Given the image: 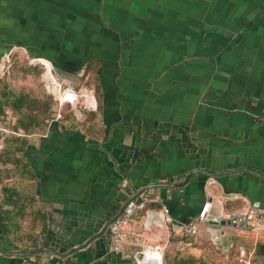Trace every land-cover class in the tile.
<instances>
[{
    "label": "crops",
    "instance_id": "0c3cea01",
    "mask_svg": "<svg viewBox=\"0 0 264 264\" xmlns=\"http://www.w3.org/2000/svg\"><path fill=\"white\" fill-rule=\"evenodd\" d=\"M11 47L67 87L89 64L98 96L26 138L35 214L0 213V264H134L154 247L161 264H252L249 239L212 225L192 240L182 225L206 200L212 216L264 208V178L247 171L264 176V0H0V56ZM147 186L173 223L145 228L138 212L108 253L109 226L94 236ZM39 248L55 254L16 255Z\"/></svg>",
    "mask_w": 264,
    "mask_h": 264
},
{
    "label": "built area",
    "instance_id": "2783aa9c",
    "mask_svg": "<svg viewBox=\"0 0 264 264\" xmlns=\"http://www.w3.org/2000/svg\"><path fill=\"white\" fill-rule=\"evenodd\" d=\"M3 54L6 61L8 62L9 54ZM32 61L41 62L39 59H30ZM43 64V63H42ZM49 69L47 70V75L51 78L55 79V84L51 85L49 82L45 83V90L50 92H55L57 95H62L63 93H70L74 96L75 104L78 102L81 96H77L73 92L69 91L67 88H61L60 83H58L56 77L53 75L52 68L50 64L47 62ZM44 65V64H43ZM45 67V65H44ZM46 68H44L42 72V79L43 74L46 72ZM44 81V80H43ZM84 92L83 91L82 97L83 100L81 101V109L86 111H94L96 107L92 108L89 106V103L85 101ZM88 94L93 98L92 93L88 92ZM95 101V100H94ZM67 103L66 101H61L58 97L56 103V110L52 119L54 121H58L61 119V107L63 104ZM70 105L69 103H67ZM73 105V106H74ZM72 106V105H71ZM12 121V120H10ZM9 132L0 126V150L3 147V137L7 135ZM211 182V181H210ZM149 204H158L160 206L159 216H160V223H156L151 220L149 214L150 211L147 210L146 206ZM219 206V204H218ZM211 209V202L210 200H206L202 203L199 210L195 214L193 220L187 224L182 225V236L184 238H191L195 240L198 237V233L200 227H209L212 225L218 226L221 230H229L232 232H236L239 234H251L253 236H261L264 237V208L259 206L256 203L249 204L245 208L238 210V211H230L225 212L221 211L216 216H212L210 214ZM144 213V227L151 228L155 227L156 225H164L168 226L173 223V219L168 214V209L162 204V199L157 194H146L141 193L137 197L130 199L122 209L120 215L109 225L108 227V245H107V252L108 253H119L124 245L127 244L128 241V232L125 231V226L129 223L131 217L138 213ZM222 222V225H220ZM134 264H161V251L158 247H154L150 251L144 249L139 252V255L134 259Z\"/></svg>",
    "mask_w": 264,
    "mask_h": 264
},
{
    "label": "trees",
    "instance_id": "16d2710c",
    "mask_svg": "<svg viewBox=\"0 0 264 264\" xmlns=\"http://www.w3.org/2000/svg\"><path fill=\"white\" fill-rule=\"evenodd\" d=\"M8 46L7 48H9ZM8 49L5 50L7 52ZM4 52V53H5ZM29 58L28 65L31 67L40 66L43 71L44 65L38 61L30 62V59H33V56L26 52ZM90 65L87 64L85 71L92 73ZM92 75V74H91ZM92 80L94 83L97 82V77L92 75ZM97 91V88H96ZM52 100L51 98L44 97L42 100H37L35 98H30L28 94L23 92H13L8 90V88L3 85L0 87V126L5 128L9 133L3 137V147L0 150V164L2 166L10 165V170H0V181L5 178H13L15 176L19 177L23 183V190L17 192L13 186H0V190L4 194L3 199L0 202V212L3 218H12L3 206H17V213L25 214L24 205L27 203V200L33 202V196L31 195V186L28 183L30 181L29 177V168L23 162L21 158V153L26 146V138L36 134L39 130L45 127L50 121V114L52 110ZM8 114V115H7ZM9 117V118H8ZM12 120V121H10ZM40 132V131H39ZM19 184V186L21 185ZM20 186V187H22ZM18 189V187H17ZM20 189V188H19ZM24 196L21 200V197ZM17 200H21L20 203L14 202ZM44 217L42 213V223ZM108 236V235H107ZM264 239V237H263ZM258 241L256 244L258 245V249H262L264 247V241ZM263 253V250L257 252L255 257L258 258L260 254ZM175 255L173 258V264H204L205 262L202 260H197L194 258H184V259H175ZM241 262V261H240ZM257 262H260L257 259ZM242 263V262H241Z\"/></svg>",
    "mask_w": 264,
    "mask_h": 264
},
{
    "label": "rangeland",
    "instance_id": "374dc122",
    "mask_svg": "<svg viewBox=\"0 0 264 264\" xmlns=\"http://www.w3.org/2000/svg\"><path fill=\"white\" fill-rule=\"evenodd\" d=\"M9 51H11V53L9 54L8 58V62L6 61L5 57H3V54L8 53ZM3 53L0 56V87H2L3 85H5L8 90L19 93V92H23L28 94V96L30 98H35L37 100H42L44 99V97H48L51 98L52 100V111L53 113L50 114V118L53 117L54 112L56 110V103H57V99L59 97V95H57L55 92H50V91H46L45 90V83L42 79V70L40 66L37 67H31L28 65V55L26 54V52L24 50H22L19 47H11L9 50H7V52ZM79 75H76L74 78H72V85L70 86H65L64 84H62V78L58 77V83H60L61 88H67L69 89V91L73 92L74 94H76L77 96H81L78 100V102L76 103V105L71 106L68 105L67 103L63 104L61 107V111L60 114L61 116L66 115V116H71L72 115V110H79L80 112H85V113H91L93 111H86V110H82L81 109V101L83 100L82 94L83 91L86 90L87 92H91L92 96L95 100L96 106H97V92H96V87L94 85V80H92V75L85 71V73H78ZM54 75V74H53ZM68 114V115H67ZM8 115V114H7ZM9 118V117H8ZM43 128L41 130H39L40 132H42ZM39 131L37 133H39ZM10 170L11 166L10 165H5L2 166L0 164V170ZM23 183L21 180H19L18 176H15L13 178H9V179H5L3 178L0 181V186L5 185V186H13L14 189L19 192L21 190H23L24 185L22 186ZM19 184H21L20 187ZM18 187V189H17ZM20 188V189H19ZM32 195V193H31ZM22 196V195H21ZM33 196V195H32ZM4 194L2 193V191L0 190V202L3 199ZM24 196L21 197V200H23ZM21 200H17L14 202H16L17 204L21 202ZM33 202H30L27 200V203L24 205V207L27 208H31V204ZM5 208V210H7V212L9 213L10 216L15 215L12 220H17V218L22 217L23 215H26L27 213H34L33 211H27V213L25 214H20L17 213V206H3V209ZM0 212H2V209H0ZM35 214V213H34ZM21 215V216H19ZM31 215V214H29ZM28 215V216H29ZM32 217V216H31ZM21 220V219H20ZM17 226V225H16ZM235 235L237 237H243L246 239H249V245H244L245 248V252H251V254H254V257L250 260V263L252 264H264V247L262 249H258V245L257 244H253V239L251 238V234H239V233H235ZM263 239V237H261ZM262 239H260V241H262ZM259 241V242H260ZM264 241V239H263ZM204 247L208 246V248L210 250H215V248L213 249L212 247H209V245L206 243L205 245L203 244ZM263 250V253L260 254L258 256V258L255 257V254L257 252H260ZM216 251V250H215ZM257 259H259L260 263L257 262ZM236 262H234V258L231 260L230 263L227 264H236ZM208 264H226L221 260H213L211 262H209ZM238 264V263H237Z\"/></svg>",
    "mask_w": 264,
    "mask_h": 264
},
{
    "label": "water",
    "instance_id": "95a60500",
    "mask_svg": "<svg viewBox=\"0 0 264 264\" xmlns=\"http://www.w3.org/2000/svg\"><path fill=\"white\" fill-rule=\"evenodd\" d=\"M78 112H80L79 110H77ZM247 171H249V172H251V173H253V174H255V175H257V176H260V177H262V178H264V176L263 175H260V174H258V173H256V172H253L252 170H247ZM197 173H202L201 171H197ZM203 173H206L207 175H210V176H215L216 174H213V173H210V172H203ZM167 186H175V185H167ZM152 186H147V187H144V188H142V189H140L137 193H136V195H138L139 193H141V192H143V191H146L147 189H149V188H151ZM135 195V196H136ZM133 198V197H132ZM132 198H129L122 206H121V208L118 210V212H117V214L111 219V220H109L106 224H105V226L102 228V230H101V232L99 233V234H97L96 236H94V239H96V238H98V237H100L102 234H103V232L106 230V228L120 215V213H121V211H122V209L124 208V206H125V204L130 200V199H132ZM220 225H222V222H220ZM78 249V248H77ZM41 251H47V252H49V253H52V254H55V252H53L52 250H50V249H48V248H39V249H36V250H34V251H32V252H30V253H16V255L17 256H20V257H25V256H30V255H33V254H35V253H38V252H41Z\"/></svg>",
    "mask_w": 264,
    "mask_h": 264
},
{
    "label": "bare ground",
    "instance_id": "6f19581e",
    "mask_svg": "<svg viewBox=\"0 0 264 264\" xmlns=\"http://www.w3.org/2000/svg\"><path fill=\"white\" fill-rule=\"evenodd\" d=\"M44 80H46V83L50 81L53 85L55 84L53 78H51L47 74L46 75L44 74ZM84 97H85V101L89 103V106L94 104V99L88 94V92H84ZM59 99L61 101H66L72 106L75 104L74 96L70 93H66V92L63 93L62 95L59 96Z\"/></svg>",
    "mask_w": 264,
    "mask_h": 264
}]
</instances>
